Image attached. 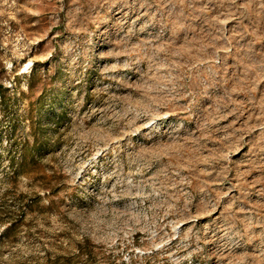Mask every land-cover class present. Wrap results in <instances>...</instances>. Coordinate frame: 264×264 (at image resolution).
<instances>
[{"label":"rangeland","instance_id":"obj_1","mask_svg":"<svg viewBox=\"0 0 264 264\" xmlns=\"http://www.w3.org/2000/svg\"><path fill=\"white\" fill-rule=\"evenodd\" d=\"M0 264H264V0H0Z\"/></svg>","mask_w":264,"mask_h":264}]
</instances>
